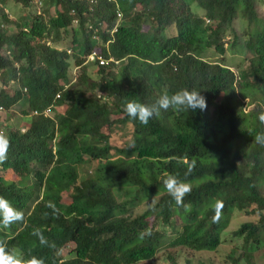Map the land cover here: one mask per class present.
<instances>
[{
  "label": "trees",
  "instance_id": "trees-1",
  "mask_svg": "<svg viewBox=\"0 0 264 264\" xmlns=\"http://www.w3.org/2000/svg\"><path fill=\"white\" fill-rule=\"evenodd\" d=\"M9 1L26 12L11 16ZM191 4L0 0V133L10 141L0 196L24 214L0 224L9 250L43 264H154L157 254L159 264H220L212 257L241 214L254 220L229 235L244 251L264 253V146L254 140L264 132V0ZM237 44L245 57L232 70L221 57ZM93 51L113 59L83 64ZM10 79L19 89L7 87ZM181 88L200 91L206 109L161 110L147 125L123 110L126 101L151 105ZM16 103L19 126L6 118ZM114 125L129 128L123 146L111 143ZM185 159L197 161L187 177ZM164 172L191 185L183 206L162 184ZM236 251L225 255L232 264L242 261Z\"/></svg>",
  "mask_w": 264,
  "mask_h": 264
},
{
  "label": "clouds",
  "instance_id": "clouds-1",
  "mask_svg": "<svg viewBox=\"0 0 264 264\" xmlns=\"http://www.w3.org/2000/svg\"><path fill=\"white\" fill-rule=\"evenodd\" d=\"M116 16L118 17L117 14ZM114 29L115 27L113 30ZM67 51L69 52V50ZM95 54L99 55L96 52ZM90 55H92V52L86 55L85 60L82 61L83 64L94 62L96 60L97 65H102L107 60L113 59L111 57L104 59L99 55L103 60V63L99 64L98 59H96L94 56L90 58ZM78 72L79 71L77 70V67L72 70L73 79L77 76ZM14 85H16V88L19 89L17 81L12 79L7 81V87L14 88ZM62 86L65 88L68 86V84L66 83ZM21 91H24V89H21ZM93 95L96 98L104 100L105 102L107 101V99L102 96L100 92H94ZM55 96H57V94ZM206 107V98L200 94V91L195 89L189 90L187 88H181L172 94H168L167 92L163 93L151 105L144 104L136 100L126 101L123 110L133 120H138L140 124L147 125L154 116L158 117L160 115L161 110L167 111L171 108L174 111H194L196 109L204 110ZM0 110H2L1 107ZM31 114H36V112L32 111ZM43 114L48 116V113H46L45 110ZM258 119L262 124H264V112L259 114ZM254 140L257 144L264 146V132L257 133L254 137ZM9 147V139L5 134L0 133V164L6 161ZM183 163L186 165L185 177H187L196 168L197 161H188L185 159L183 160ZM160 180L167 192L172 197L175 204L177 206H183L185 196L188 195L192 190L191 185L186 180H182L176 175L170 174L169 172H164L160 177ZM222 207L223 204L221 202L217 201L215 203V215L213 216V222H218L220 219ZM23 219V212L13 207L6 198L0 196V224H2L4 227H9L16 222L23 221ZM32 234L38 237L41 245L54 247V244H50L43 236V233L40 229H34ZM0 264H43V261L34 256L25 258L22 254H18L12 250H9L3 242H0Z\"/></svg>",
  "mask_w": 264,
  "mask_h": 264
},
{
  "label": "rangeland",
  "instance_id": "rangeland-1",
  "mask_svg": "<svg viewBox=\"0 0 264 264\" xmlns=\"http://www.w3.org/2000/svg\"><path fill=\"white\" fill-rule=\"evenodd\" d=\"M190 2H192L191 6L193 8L194 4L197 2V0H189ZM20 7V9H19ZM7 9L8 10H12V13L9 12V14L11 16H16V15H20L21 12H26V8H23L22 6H20L19 4H16L14 2H8L7 3ZM257 10L259 11L260 14L263 15L264 17V13H263V8L258 5L257 6ZM197 12L199 11V9L196 10ZM234 29L236 30L237 35L241 34V30L242 27L240 26L239 22H235L234 24ZM167 34L171 33V29H167L166 31ZM240 40V39H239ZM221 56L215 54V55H211L206 57L207 60L209 61H217L220 59ZM245 57V52L243 49H241L240 45L237 44V46H235L232 50H225L224 54L222 55V59L224 60V62L230 66V68L232 70H235V65L236 64H240V61L242 58ZM72 75V73H71ZM59 82H63L64 84H66L65 81H59ZM16 87V85H14V88ZM18 108H19V104L16 103L14 104L10 109H12V113L6 115V118L8 119V122L11 123V125L13 126H19L21 123L25 122L23 119H21L19 112H18ZM58 110L56 111L57 113H62L63 112V108L59 107L57 108ZM46 113H48L50 116H53L54 113L49 111V110H45ZM0 118H4V113L3 111L0 110ZM112 118L113 117H109ZM107 131H111L110 133L112 134V144L115 146H123L125 143L128 142L129 140V128L125 127V126H117L114 125L112 126V128ZM122 134V137L120 138V135ZM9 174L11 175V172H9ZM11 177H14V175ZM62 200L64 203H67L68 200V196L65 193H62ZM145 203H142L140 205H138V208L141 209L145 206ZM247 220H254V218H247L245 215H237L236 217H234L231 221L230 224V228H228L227 231H225L223 233V237H222V244L220 246L219 252L212 257L214 262L220 263V264H232L231 262H229L230 260H228L227 258H225V255L229 252L230 249H237L236 252L233 253V257H238L239 253H241V257L240 259L242 261H239V264H248V263H253V264H264V253L263 252H255V253H249L244 251V249L241 248V242L240 239H236L232 236L229 235V231L232 230L233 228L238 226L239 222H244ZM261 239L264 240V238L261 236ZM241 248V251H240ZM262 253V254H260ZM162 257L159 256L158 254L156 255V257L153 259V263L154 264H159L161 261ZM178 264H182V259L179 258L178 259ZM139 264H150L149 262H140Z\"/></svg>",
  "mask_w": 264,
  "mask_h": 264
},
{
  "label": "built area",
  "instance_id": "built-area-1",
  "mask_svg": "<svg viewBox=\"0 0 264 264\" xmlns=\"http://www.w3.org/2000/svg\"><path fill=\"white\" fill-rule=\"evenodd\" d=\"M93 56H94L96 59H98V63H99V64H102V63H103L102 58H100L99 55H96L95 52H92V55H90V58H92Z\"/></svg>",
  "mask_w": 264,
  "mask_h": 264
}]
</instances>
